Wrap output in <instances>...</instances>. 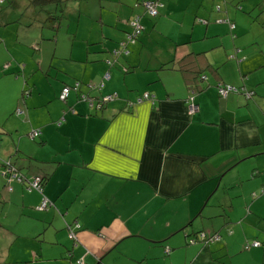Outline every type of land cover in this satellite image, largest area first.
Listing matches in <instances>:
<instances>
[{
	"label": "crops",
	"instance_id": "crops-1",
	"mask_svg": "<svg viewBox=\"0 0 264 264\" xmlns=\"http://www.w3.org/2000/svg\"><path fill=\"white\" fill-rule=\"evenodd\" d=\"M107 1L87 46L75 57L60 48L69 65L30 54L5 30L15 0L0 2V264H264V0H158L111 67L102 59L138 9ZM190 52L216 72L203 68L188 114L176 64ZM105 71L101 90L87 91ZM75 79L90 96L117 97L97 111L73 91L59 101ZM217 83L239 91L219 97ZM143 92L153 102L136 101ZM4 161L26 180L43 177L41 193L7 180ZM42 196L51 205L41 210ZM198 231L218 240L189 243Z\"/></svg>",
	"mask_w": 264,
	"mask_h": 264
},
{
	"label": "rangeland",
	"instance_id": "rangeland-1",
	"mask_svg": "<svg viewBox=\"0 0 264 264\" xmlns=\"http://www.w3.org/2000/svg\"><path fill=\"white\" fill-rule=\"evenodd\" d=\"M8 1L10 0H2V4L4 2L7 4ZM29 1L30 0H15V7L12 9L15 14L17 13L18 18H15L7 24L5 26V30H13L14 35H19L21 33L20 41L24 42L27 39L26 41L28 43L24 42L26 44L25 47L29 49L30 54H33L34 56L36 55V58L45 60L48 59L52 53H54V59L58 57L56 63L61 65H69L71 62L67 60L62 61L60 59L62 56L59 54L61 52L60 48H63L66 52H68L70 48H73L72 55L73 57L77 56L78 54L76 49H82V47L87 46V35L94 33V31L96 32L97 30L94 28V19L97 23H99V13L102 15L104 13L102 12L103 9L99 6L103 7L105 5H115L107 0H69L62 7L63 11L60 14L61 17L59 19L52 20L49 19L50 16L59 15L52 4L40 7L32 5ZM213 5L215 7V4ZM216 5L219 6L220 4ZM138 11L140 13L142 12L141 7L138 8ZM218 19L214 20L215 23ZM261 23L264 24V19H262ZM220 26L223 27V30H226L227 25ZM168 29L170 30L171 28L168 26ZM146 31H148V29ZM39 34L43 38L47 35H50V37L53 35L54 41L52 38L51 40H46V38L41 39ZM34 38L35 43L31 41V39L34 40ZM14 39L17 38L14 36L13 40ZM152 39L160 41L161 37L154 34ZM151 45L153 46V44ZM161 45L157 44L158 47ZM54 46H56V48ZM20 63L23 64L22 62ZM34 64L38 67L35 60ZM36 72L37 73L33 74L34 78H37V74L40 72V69H36ZM259 240L262 241V239ZM250 242L251 241L248 243ZM261 244L264 245V240ZM238 257L239 256H237V258Z\"/></svg>",
	"mask_w": 264,
	"mask_h": 264
},
{
	"label": "trees",
	"instance_id": "trees-1",
	"mask_svg": "<svg viewBox=\"0 0 264 264\" xmlns=\"http://www.w3.org/2000/svg\"><path fill=\"white\" fill-rule=\"evenodd\" d=\"M1 1L2 0H0V2ZM67 1H69V0H30L29 2L34 6H40V7L45 6L47 4H52L54 6V9H56L57 12L59 13V15L57 14L54 16H50L49 19L53 20V19H59L61 17L60 14L63 11L62 7L66 4ZM144 2H150L154 6V8H155L154 14H150L148 12L147 8L144 7ZM126 6H127V8L134 9V10H137L139 7H141L142 12L140 13L138 11V13L137 12H135L133 14L131 13L128 17L121 20L125 26L123 38L120 39L119 41L114 42V46L108 50L109 57L102 59V61L108 67H111L112 65L116 64L117 59L119 57H124L128 54V52H129L128 46L130 44H133L134 42H136L137 39L139 38V36L144 31V25L141 22V17L144 15L149 16V17H155L158 13V8L161 6V3L158 0H134L133 2H130L129 4H126ZM103 7L105 8V10L107 8H109L108 5H105ZM214 8L216 11H218L220 9V7L218 5H215ZM133 19L136 21V23L139 27H135L134 25L130 24V21H132ZM198 21L201 23H206L205 19H200ZM223 21L227 24L229 30L233 29L234 25L231 21H229L227 19L226 20L223 19ZM45 38H46V40H48V39L51 40V38H52V40L54 41L53 35L51 37H50V35H47ZM45 38L42 37L41 39H45ZM21 65H23V64L20 63V66ZM176 66H177V70L181 73L184 81L189 83L188 84L189 91L190 90L195 91V89H196L195 87L198 86L197 82L204 79V75L202 74L203 68L209 69L210 71H212L214 73L216 72V69L214 67H212L205 60V58L203 56V52L186 53L177 61ZM121 70L123 72L127 71V69L125 67H122ZM108 76H109L108 71H105V72H103L100 80L97 83H84L85 87L87 88V91H89V90H94L96 92L100 91L102 86H103V82L105 80H107ZM74 82L78 83L76 90L72 89V85ZM190 83H192V84H190ZM66 85L71 87L70 91L75 92L78 100L85 102L86 105L88 106V108L91 109V111L92 110L97 111V110L101 109L102 106L106 102L113 100L117 97L115 92H110L108 94H100V92H99L97 95L90 96L88 94V92H83L80 90L82 82L79 80H76V79L73 80L70 84H66V83L63 84L62 87L66 86ZM216 85H215V88H216ZM221 85H223V84H221ZM62 87L60 88V91H61ZM240 90H242L244 93H248L249 95L247 97H249L252 94L251 91H246V90H243L242 88H240ZM60 91H59V94H60ZM189 91H188V93H189ZM27 92L28 91L26 89L22 88V90H21L22 96L26 95ZM69 92H68V94H69ZM59 94H58V99H59ZM143 94H146V97H143ZM194 94H195V92H194ZM81 95H83V98L81 97ZM106 96H110V98L107 100H104V98ZM193 98H194V96H193ZM144 99L149 100L150 102H153V96L147 92H143L139 97H137L136 101H141ZM65 100H66V98L63 101L59 99V101H61V102H65ZM185 105H186V100H185ZM16 111L19 112L18 110H16ZM70 111L73 112L72 109H70ZM38 136H36V137H38ZM36 137H34V138H36ZM30 139H33V138L30 137ZM7 164L12 166V164H10L9 162ZM1 166L4 168L6 166V163H3ZM17 173L20 174L19 172H17ZM22 178H24V177L22 176ZM41 180L43 182V177H41ZM213 234H216V233H213Z\"/></svg>",
	"mask_w": 264,
	"mask_h": 264
},
{
	"label": "built area",
	"instance_id": "built-area-1",
	"mask_svg": "<svg viewBox=\"0 0 264 264\" xmlns=\"http://www.w3.org/2000/svg\"><path fill=\"white\" fill-rule=\"evenodd\" d=\"M144 7L147 8V10L150 14H154L155 8L150 2H144ZM130 24L134 25L135 27H139L134 19L132 21H130ZM77 85H78V83L74 82L72 85V89L76 90ZM70 88L71 87H69L67 85L62 87L60 94H59L60 100L63 101L66 98L68 92L70 91ZM216 91H217V94L219 97H225V95L228 92H235V91L237 92L238 89L233 87V86L221 85V84L217 83ZM244 95L248 96L249 94L244 93ZM193 96H194V91L190 90L188 95H187V98H186V111L188 114H191L196 110V105L194 103ZM81 97L83 98V95H81ZM143 97H146V94H143ZM109 98H110V96H106L104 98V100H107ZM38 135H39L38 130H33L29 133V136L31 138H34ZM2 173L5 175V178H7V180H9V179L15 180L21 184H24L27 190H35V191L41 193L42 180H41L40 176H32L31 178L26 180V179L22 178V176L20 174H18L17 171H15V169L12 166L8 165L7 163H6V166L3 168ZM8 189L10 190V186H8ZM49 205H51L50 201L46 197L42 196L41 201H40L39 205L36 206V208L41 209V210L47 209ZM75 226H77V224H75ZM67 236L69 239H74V231L69 227H68V235ZM195 240H199L203 244H209L211 242L218 240V235L213 234V233L206 234L202 231H199L194 236L189 238L188 242L192 243ZM249 245L251 247H256L259 245V243H258V241L253 240L249 243ZM167 250L168 249L166 248L165 251L167 252ZM75 264H85V263L83 261H81L80 259H76Z\"/></svg>",
	"mask_w": 264,
	"mask_h": 264
},
{
	"label": "water",
	"instance_id": "water-1",
	"mask_svg": "<svg viewBox=\"0 0 264 264\" xmlns=\"http://www.w3.org/2000/svg\"><path fill=\"white\" fill-rule=\"evenodd\" d=\"M243 94H244V93H243ZM3 163H8V162L4 161V162H2V164H3Z\"/></svg>",
	"mask_w": 264,
	"mask_h": 264
}]
</instances>
